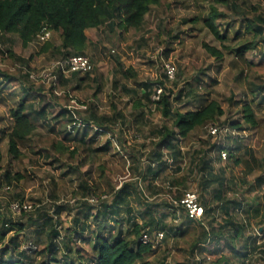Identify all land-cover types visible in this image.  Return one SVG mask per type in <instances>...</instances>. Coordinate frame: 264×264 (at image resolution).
I'll return each instance as SVG.
<instances>
[{
	"label": "trees",
	"instance_id": "obj_1",
	"mask_svg": "<svg viewBox=\"0 0 264 264\" xmlns=\"http://www.w3.org/2000/svg\"><path fill=\"white\" fill-rule=\"evenodd\" d=\"M195 1L206 3L209 0ZM215 1L223 4L226 10H234L237 18L241 16L240 21L210 6L208 11L196 15L190 22L200 23L231 55L230 65L237 71L236 79L245 84L243 97L238 101L241 120H233L229 126L237 131L244 130V125L254 129L259 125V106L264 104V73L261 71L259 75L262 63L253 62L247 55L264 60V17L240 15L237 0ZM159 3L160 0H0V41L5 36H17L23 47L32 43L42 45L39 52L51 51L52 56L58 57L52 62L72 55H86L89 44L86 31L99 30L103 26H108L110 31L114 28L123 32L138 31L145 16ZM46 33L50 34L49 38L41 42L40 37ZM52 34L59 37L58 44L48 43ZM203 48L217 61L224 58V53L215 47L203 44ZM161 71L163 79L173 84L176 67L172 80L165 75L164 63ZM91 72L57 73L55 84L44 81L40 85L34 83L36 80L31 79L28 72L23 77L31 85L17 81L23 96L9 110V127L0 130L2 181L10 185L13 181L18 182L21 176L11 171L10 164L3 167L1 143L6 141L10 162L22 159L20 146L31 141L41 121L48 126L59 123L61 141L51 146L59 155L67 153L69 160H73L79 153L88 151L103 161L94 182L84 178L86 173L81 175L84 179L79 181L74 193L75 197L81 196L73 203L55 201L47 207L18 202L28 206L18 214L10 211L9 204L8 211L12 215L22 214L28 222H13L0 213V264H61V261L62 264H153L146 259L158 251L164 254L157 257L154 264H204L205 261L199 259V252L209 245L216 247L212 255L219 253L209 264H264L263 199L245 197L239 183L226 177L228 165L215 167L216 161L221 164L231 161L232 165L245 166L246 174L257 169L259 174L252 186L245 179L242 181L252 192L264 189V160L258 163L253 153L246 152L251 164L237 156L239 144H236L237 149L223 146L228 155L226 161L210 158L211 149H217V138L208 134V128H226L219 123L225 112L217 100L210 98V88L200 87V79L196 78V87L187 83L186 87L174 91L161 80L136 81L135 73L127 69L121 71V75L134 79L135 87L121 88L130 97L131 114H124L116 106L109 115L98 114L94 103H90L85 105L88 117L83 118L77 103H59L56 88L61 87L60 93L69 99L68 90L81 89ZM0 76L7 82L15 80L2 72ZM45 83L52 88L48 94L52 100L48 102L43 94ZM113 85L116 86V81ZM157 89H161L159 99L152 101L151 96ZM95 96L96 93L93 98ZM194 102L197 106L189 108ZM53 109L57 112L49 119ZM153 111L158 112L164 122L147 126L145 113ZM132 128L138 144L129 145L127 132ZM204 128L214 143L210 149L196 148L190 152L181 145L193 132ZM230 136L233 135L228 134ZM100 139L103 144L96 149L86 146L94 145ZM111 151H114L111 156L117 154L129 172L119 184L112 183V171L108 160L104 159ZM123 151L127 157H123ZM69 168L73 171L63 175L77 172L76 168ZM187 190L197 194L202 210L199 222L190 220L184 209L174 204ZM17 196L15 199L19 198ZM92 197L96 198L95 202L90 201ZM64 211L69 217L62 223L60 216ZM29 226L34 227L31 243L34 250L25 251L18 236L25 234ZM261 226L263 229L259 231ZM158 233L163 234L162 239L157 238ZM9 234L14 235L9 237ZM144 234L151 238L149 244L140 241ZM187 237L190 239L185 240ZM24 238L29 240L27 235ZM182 239L183 247L179 246ZM222 249L226 252L222 253Z\"/></svg>",
	"mask_w": 264,
	"mask_h": 264
},
{
	"label": "rangeland",
	"instance_id": "obj_2",
	"mask_svg": "<svg viewBox=\"0 0 264 264\" xmlns=\"http://www.w3.org/2000/svg\"><path fill=\"white\" fill-rule=\"evenodd\" d=\"M236 3L238 5L237 13L240 15L253 16L256 14L264 17V0H237ZM210 6H214L229 17L240 21L241 16L237 18L234 10H226L223 4L215 0H209L206 3H198L195 0H160L159 5L153 6L145 16L144 24L138 31L131 29L123 32L118 28L110 31L108 26H103L89 34L90 44L88 48L91 55L86 54V56L92 60L94 70L89 74V79L85 81L81 89L68 90L70 92L69 99L60 93L61 87H57L59 103L61 105H75L77 103L83 118L88 117L89 113L85 110V105L90 103H94L98 114L109 115L113 111L112 107L116 106L119 111L130 115L131 101L118 86L129 87L133 86L134 82L124 78L121 71L131 69L136 75V81L139 82L161 80L167 88L174 91L186 87L187 83L192 84L193 88L196 87L198 84L195 79L199 78L200 87L210 88V98L217 100L225 112L219 119L220 126L236 133L230 137L227 134H222V145L237 149L239 144L241 148L235 152L237 156L244 157L251 163L250 155H245V153H253L256 161L260 163L261 160H264V104L259 106L257 112L259 121L257 128L252 129L244 125V130L237 131L229 126L231 121L241 120L238 101L243 97L245 84L242 80L236 79L237 71L230 65L231 55L222 49V45L216 42L200 23L192 24L190 22L196 15L208 11ZM48 43L58 44L59 37L52 34ZM203 44L221 50L224 53V58L217 61L215 57L209 56L205 52ZM41 46L32 43L23 47L17 36H5L0 41V72L15 79L13 82H7L0 76V130L9 127V110L15 107L23 96L21 85L17 81L22 80L26 86L31 85V82L26 80L23 75L29 72L31 75L38 76L40 72L54 63L52 61L55 58H58L56 55L52 56L51 51L39 52ZM247 57L253 62L260 63V65L262 63L259 75H261V71L264 73V60L249 55ZM163 63H172L176 67L177 74L173 84L167 83L163 79L161 71ZM251 77L255 78L254 76ZM112 80L117 81L116 86L113 85ZM213 82L215 85L210 86ZM34 83L40 85L41 80L38 79ZM49 86V83L44 84L45 91L43 94L46 102L49 99L52 100V97L48 95L49 89H52ZM94 93H96L95 98H93ZM189 100L192 101L191 98ZM194 106H197L195 102L189 108H194ZM56 112L57 109H53L48 118L52 119ZM144 120L147 126L164 122L156 111L145 113ZM51 125H45L42 121L37 124V132L31 141L20 146L24 155L20 160H11L10 162L6 155V141L1 143L3 167L5 168L7 164H10L11 171L21 176L18 182L13 181L10 185H7L0 177V213L4 214L8 220L21 223L28 222V218L23 217L22 214L12 215L8 211V205L13 202H24L27 205L45 204L47 207H49L50 202L55 201L73 203L75 198L81 196L79 194L74 196L76 186L83 178L81 175L86 173L84 178L88 177L92 182L97 179L98 167L103 159L88 151L79 153L73 160H69L67 153L62 156L59 155L51 146L54 142L61 141L62 135L58 132L60 126L59 123ZM133 136L134 130L132 128L127 132L129 145L138 144ZM64 144L68 146V143L64 142ZM102 144L103 140L100 139L98 143L86 146L96 149ZM212 144L214 143L206 135L204 128L193 132L188 140L182 141L181 145L193 152L196 148L210 149ZM112 153L114 151L109 152L104 159L108 160V167L112 171L110 174L112 183L119 184L129 172H127V166H122L120 157L117 154L111 156ZM122 155L127 157V153L124 151ZM209 155L210 158L216 159V148L211 149ZM54 159L58 160L54 161ZM216 163V169L228 165L226 177L233 178L239 183V189L245 197L251 199L257 197L259 200L262 198L264 201V189L250 192L249 188V185L252 186L254 178L259 174L257 169L251 174H246L245 166L232 165L231 161H226L224 164L217 161ZM69 167L76 168L77 172L63 175L64 172L73 171ZM244 179L249 185L242 182ZM16 196L19 198L15 199ZM242 198L244 197H240V199ZM68 217L67 211L62 212L60 216L62 223H65ZM33 228L29 226L25 234L22 233L21 236H18L19 241L23 244L22 249L25 251L34 250L31 248ZM261 228L263 227L261 226ZM12 235L14 234H9V237ZM24 235H27L29 240H26ZM186 239H190V237ZM183 241L184 239L180 241L179 246L185 245ZM215 250L214 245L201 248L199 259L205 261L204 264H209L219 255V253L211 254ZM221 252L225 253L226 251L222 249ZM29 254L33 255L31 252ZM155 254L146 260L154 264L156 258L162 257L164 253L158 251ZM33 258L38 260L35 255ZM60 263L62 264V261Z\"/></svg>",
	"mask_w": 264,
	"mask_h": 264
},
{
	"label": "built area",
	"instance_id": "obj_3",
	"mask_svg": "<svg viewBox=\"0 0 264 264\" xmlns=\"http://www.w3.org/2000/svg\"><path fill=\"white\" fill-rule=\"evenodd\" d=\"M50 36L49 33H46L44 36L40 37V41H44L48 39ZM93 69V64L88 56L85 55H72L65 59L55 61L51 66L43 70L39 73L38 76L30 75L31 79H38L41 82H50L52 81L54 84L57 81V73L70 75L72 73H89ZM164 72L168 79H173L175 76V66L172 63H164ZM161 93V89H157L155 94L151 96L152 101H156L159 99ZM73 108V107H70ZM208 134L217 138V149L216 156L219 157L222 161H226L228 158L227 152L223 148L222 145V134H231L234 135V131L229 130L228 128H220L217 126H211L208 128ZM221 146L222 148H219ZM91 202H95L96 199L92 197L90 199ZM176 206H180L184 209L187 217L195 222H199L202 220V210L199 206L197 194L194 190H187L183 193L182 197L178 201H174ZM28 206L20 205L18 202H13L10 204V211L14 214L20 213L22 209H27ZM163 234L158 233L157 238L162 239ZM140 241L143 244H149L151 242V238L144 234L141 236Z\"/></svg>",
	"mask_w": 264,
	"mask_h": 264
},
{
	"label": "crops",
	"instance_id": "obj_4",
	"mask_svg": "<svg viewBox=\"0 0 264 264\" xmlns=\"http://www.w3.org/2000/svg\"><path fill=\"white\" fill-rule=\"evenodd\" d=\"M96 30H89V31H86L85 32V34H86V36H87V38H88V41H89V37H88V35L89 34H92L93 32H95ZM90 44V43H89ZM89 44H88V47H89ZM86 54H90V52H89V48H87V51H86ZM91 55V54H90ZM112 79V78H111ZM129 80H134V79H129ZM135 80H136V78H135ZM114 81H116V80H112V82H114ZM117 82V81H116ZM134 83H133V86H125L127 89H129V88H134L135 87V81H133ZM122 86H118V88H120L121 90H122V88H121ZM122 92H124V91H122ZM126 94V93H125ZM127 95V94H126ZM128 96V100H130V97H129V95H127Z\"/></svg>",
	"mask_w": 264,
	"mask_h": 264
},
{
	"label": "water",
	"instance_id": "obj_5",
	"mask_svg": "<svg viewBox=\"0 0 264 264\" xmlns=\"http://www.w3.org/2000/svg\"><path fill=\"white\" fill-rule=\"evenodd\" d=\"M262 229H263V228L260 227V228H259V231H261Z\"/></svg>",
	"mask_w": 264,
	"mask_h": 264
},
{
	"label": "clouds",
	"instance_id": "obj_6",
	"mask_svg": "<svg viewBox=\"0 0 264 264\" xmlns=\"http://www.w3.org/2000/svg\"><path fill=\"white\" fill-rule=\"evenodd\" d=\"M86 56V55H85Z\"/></svg>",
	"mask_w": 264,
	"mask_h": 264
}]
</instances>
